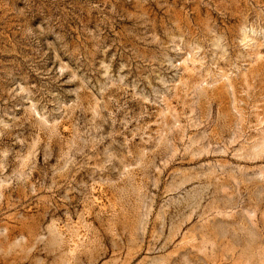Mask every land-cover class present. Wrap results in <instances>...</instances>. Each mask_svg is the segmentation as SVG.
Returning a JSON list of instances; mask_svg holds the SVG:
<instances>
[{"label": "rangeland", "instance_id": "1", "mask_svg": "<svg viewBox=\"0 0 264 264\" xmlns=\"http://www.w3.org/2000/svg\"><path fill=\"white\" fill-rule=\"evenodd\" d=\"M0 264H264V0H0Z\"/></svg>", "mask_w": 264, "mask_h": 264}]
</instances>
